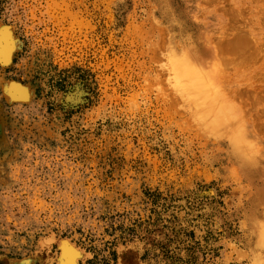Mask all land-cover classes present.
<instances>
[{
	"label": "rangeland",
	"instance_id": "374dc122",
	"mask_svg": "<svg viewBox=\"0 0 264 264\" xmlns=\"http://www.w3.org/2000/svg\"><path fill=\"white\" fill-rule=\"evenodd\" d=\"M241 1L0 0V264L49 238L45 264L62 240L79 264H264V0ZM243 27L263 39L219 76L248 146L167 64Z\"/></svg>",
	"mask_w": 264,
	"mask_h": 264
},
{
	"label": "bare ground",
	"instance_id": "6f19581e",
	"mask_svg": "<svg viewBox=\"0 0 264 264\" xmlns=\"http://www.w3.org/2000/svg\"><path fill=\"white\" fill-rule=\"evenodd\" d=\"M231 5V8L235 13H237L236 16H241V13L244 10L241 8L237 9V6L240 7L241 5H245L244 1L233 0ZM235 31L236 33H234V36H232L233 34L224 36L221 35V39L215 42L208 40V45L213 51L210 53L209 57L206 58L207 60L204 63L203 61H195V59H191L190 56L187 55H176L173 53L169 57L167 56V64L168 71L171 73V79L175 88L180 95H185L184 97L189 101V103L192 102L194 104V108L196 109L197 114H199L198 118L204 124H211L210 126L217 131L226 132L227 136L233 141H242V144L248 146L242 138V133L240 131L241 127L238 125L234 115L235 109L225 91L226 78H222L219 75L223 71V66H241L243 63L247 62L248 58H246V55L249 54L250 51H254L255 45L259 46L258 43H260L263 38H260L261 35L259 32H252L249 29L245 30L244 27ZM8 36L6 35L5 37L3 32L0 33L1 62L5 61L9 57L11 50L8 45V41L10 40V37ZM256 50H258V48ZM225 51L228 52L225 53L227 56L223 54ZM223 57L228 62L226 61V63H224ZM6 85L8 86V83H6ZM5 89H7V87ZM13 91L19 94L18 96H22L19 89L13 88ZM52 239H44L43 241L45 242L42 243L44 244V250L27 259L25 263H21L45 264L46 259L51 257L50 245L51 242H53ZM260 242L264 245V231L261 233ZM58 245H60V253L56 264H79L86 257V255H88L85 254L83 250L73 246L69 241L62 240ZM126 254L127 252H122L120 264H128V261L125 258Z\"/></svg>",
	"mask_w": 264,
	"mask_h": 264
}]
</instances>
